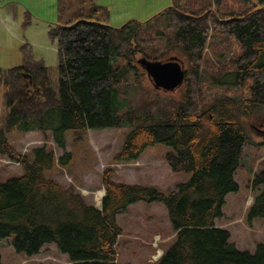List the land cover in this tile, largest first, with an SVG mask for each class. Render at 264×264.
<instances>
[{
	"label": "trees",
	"instance_id": "obj_1",
	"mask_svg": "<svg viewBox=\"0 0 264 264\" xmlns=\"http://www.w3.org/2000/svg\"><path fill=\"white\" fill-rule=\"evenodd\" d=\"M207 1L206 8L195 12L189 1L173 0L146 21L131 19L116 27L105 7L87 0L76 18L59 21L48 33L58 49L57 93L47 68L32 63V50L26 45L21 47L20 67L0 68L7 113L0 129V155L23 168L19 177L0 183V242L13 235L15 252L28 257L55 244L69 264H118L116 248L122 234L118 214L140 202L161 203L176 241L154 264H264V243L254 252L240 251L230 242L229 231L215 224L224 216L227 195L239 191L235 175L244 147L254 144L244 118L264 111V0H239L241 8L229 6V12L222 9L224 0ZM212 34L239 43L241 52L232 60V74L234 86L248 89L246 99L221 97L205 106L199 101L202 65ZM144 36L170 37L168 49L178 51L189 67L180 99L165 104L164 111L155 108L165 120L157 121L150 106L112 164L136 163L148 147L163 144L172 149L165 155L171 172L190 174V179L164 191L154 185L115 182L114 169L108 166L102 174L105 196L99 209L75 186L65 188L46 173L57 163L65 167L71 161L68 133L76 144L88 130L120 127L123 116L117 101L135 89L137 54L150 61L162 58L140 49L141 43L151 41L142 40ZM22 66L32 75V86L21 75ZM169 105L174 111H169ZM126 114L132 119L131 113ZM16 131L44 136L51 131L64 153L57 158L46 146L18 153L8 143V134ZM251 189L256 195L247 213L249 224L264 218V170L254 174Z\"/></svg>",
	"mask_w": 264,
	"mask_h": 264
},
{
	"label": "rangeland",
	"instance_id": "obj_2",
	"mask_svg": "<svg viewBox=\"0 0 264 264\" xmlns=\"http://www.w3.org/2000/svg\"><path fill=\"white\" fill-rule=\"evenodd\" d=\"M188 1L189 8L195 12H201L203 8L208 6L207 0ZM98 4L106 5L107 1L100 0ZM172 4H174L173 0H133V4L131 3L128 8L135 13L131 19L146 21L160 14ZM223 5L222 9L225 12H229L227 11L229 6H233L237 10L241 8L239 0H224ZM71 11L66 14L64 19L71 18ZM36 13L40 14V20L43 22H39L38 18L34 17L37 19L35 22L39 23L38 27L28 34L34 36L38 42V45H35V51H32L33 59L31 60L32 63L33 61L41 63L47 68L52 88L57 93L59 86L58 49L57 44L53 43L45 32L46 28L55 25L57 19L54 15L49 14L48 9L43 10L42 13L36 10ZM129 20L117 23L116 27L122 26ZM1 25L0 68L8 70L20 67L24 61V56L20 55L19 52L21 41L12 39ZM145 36L142 40L151 39V41L141 43L140 49L142 51L162 57L159 61L178 57L183 63L184 69L188 70V63L181 54L178 51L168 49L166 42L170 37L152 39ZM21 37H23L22 31L20 32ZM2 39L6 43H2ZM240 52V45L234 38L222 37L218 34L210 35L201 72L200 87L203 98L199 101H202V105L212 104L221 97L246 99L250 95L248 89L234 86L232 60ZM137 58L145 57L138 53ZM143 72L145 76H143ZM136 74L132 78L135 89L131 95L128 97L120 96V101H117L118 113L123 116L120 127L88 130L76 144L72 134L68 133L66 150L73 153L71 161L65 167H61L57 163L51 171L46 173L48 177H52L65 188L75 186L77 192L81 193L89 204L95 205L97 208H101L102 199L105 196L102 174L108 166L114 169L113 180L115 182L154 185L164 191L174 190L179 183L187 182L190 179V174L171 172L166 163L165 155L172 149L163 144L148 147L136 163L112 164L113 157L120 151L127 135L144 122L145 117L149 114L148 108L150 106L153 109L151 110L152 116L157 121H164L163 115L158 114L155 108L164 111L165 104L180 99L179 90L181 88L173 92L156 90L153 81L148 78L140 65ZM4 92L5 87L0 84V129L3 127V121L7 114ZM37 93L40 94V89H37ZM168 109L174 111L170 105ZM126 113H131L132 119ZM243 122L247 126L254 144H248L244 147L240 166L235 175L239 191L229 195L225 214L218 221V225L229 231L231 242L240 251L254 252L259 243H264V218L255 219L249 224L247 213L256 195V192L251 189V181L256 172L264 170V145H258V143L264 142L262 133L264 131V111H256L252 116L245 117ZM8 139L12 148L21 154H29L33 149L42 146L52 148L57 158H60L64 153L54 142L51 131L46 136L40 132L22 133L16 131L9 133ZM22 174L23 168L20 163L0 155V183L15 179ZM101 192H103L102 196H100ZM117 223L122 229L116 248L118 264H154L176 241L166 207L161 203L140 202L131 205L125 212L118 214ZM13 240L14 236L12 235L0 242V256L3 264H69L68 256L61 253L55 244H47L39 255L28 257L15 252Z\"/></svg>",
	"mask_w": 264,
	"mask_h": 264
},
{
	"label": "crops",
	"instance_id": "obj_3",
	"mask_svg": "<svg viewBox=\"0 0 264 264\" xmlns=\"http://www.w3.org/2000/svg\"><path fill=\"white\" fill-rule=\"evenodd\" d=\"M23 1H27V2L25 3L22 2L21 0H0V24H2L1 25L2 28L5 31H7L8 34H10V37L12 39L21 41V44L19 45L20 55H22V50H21L22 46L26 45L30 47L31 50L34 52L35 45H38V42L36 41L34 36L28 35L29 32H31V30L38 27L39 23L35 22V20L37 19H35L34 17H37L39 22H43L42 20H40V16H39L40 14L36 13V10L37 12L39 11V13H42L43 10L48 9L49 14L54 15V17H56L57 19L56 23H58L59 21L62 22L66 21L67 19L64 18L66 17V14L71 10L72 11L70 17L72 19L76 18L80 13L78 9L79 6L88 3L86 2L87 0L86 1L85 0H41V1L23 0ZM98 1L100 0H94L93 2L89 0L91 5L94 3L98 6L105 7L110 12V23L112 26L117 25V23H114V15H113L116 12H119L121 16H123L122 21L129 20L135 15L134 11L132 12L130 8H128V6H130L131 3L133 4V0H106L107 1L106 5L98 4ZM21 7L23 8L22 10L20 9ZM21 12H22V22H21ZM28 19H29V26L28 28H26L25 23ZM50 28L51 26H49V28H46L45 30L46 36H48V31L50 30ZM20 29L23 32V37L21 38H20V32H21ZM1 41L2 43H6L4 39H2ZM229 195H227L226 197L224 214H225V207L227 205V200L229 198ZM220 219L221 218L217 219L215 224L217 227L222 228L220 225H218V221Z\"/></svg>",
	"mask_w": 264,
	"mask_h": 264
},
{
	"label": "water",
	"instance_id": "obj_4",
	"mask_svg": "<svg viewBox=\"0 0 264 264\" xmlns=\"http://www.w3.org/2000/svg\"><path fill=\"white\" fill-rule=\"evenodd\" d=\"M138 63L153 81L156 90L173 92L184 84L186 73L178 57H171L167 61H150L141 58ZM21 69L24 70L25 67L22 66ZM22 76L29 80L30 86L33 85L31 74L22 72ZM262 133L264 134V131Z\"/></svg>",
	"mask_w": 264,
	"mask_h": 264
},
{
	"label": "bare ground",
	"instance_id": "obj_5",
	"mask_svg": "<svg viewBox=\"0 0 264 264\" xmlns=\"http://www.w3.org/2000/svg\"><path fill=\"white\" fill-rule=\"evenodd\" d=\"M123 20V16H121V14L119 12H116L114 14V23H118L121 22ZM103 195V192L100 193V196Z\"/></svg>",
	"mask_w": 264,
	"mask_h": 264
},
{
	"label": "flooded vegetation",
	"instance_id": "obj_6",
	"mask_svg": "<svg viewBox=\"0 0 264 264\" xmlns=\"http://www.w3.org/2000/svg\"><path fill=\"white\" fill-rule=\"evenodd\" d=\"M264 135V134H263Z\"/></svg>",
	"mask_w": 264,
	"mask_h": 264
}]
</instances>
